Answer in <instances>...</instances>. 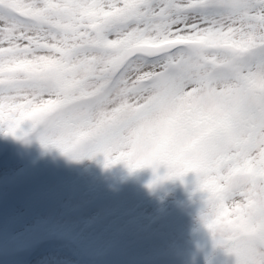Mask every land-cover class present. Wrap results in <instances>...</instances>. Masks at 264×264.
<instances>
[{
  "label": "snow or ice",
  "instance_id": "obj_1",
  "mask_svg": "<svg viewBox=\"0 0 264 264\" xmlns=\"http://www.w3.org/2000/svg\"><path fill=\"white\" fill-rule=\"evenodd\" d=\"M0 126L193 171L213 245L264 264V0H0Z\"/></svg>",
  "mask_w": 264,
  "mask_h": 264
},
{
  "label": "rangeland",
  "instance_id": "obj_2",
  "mask_svg": "<svg viewBox=\"0 0 264 264\" xmlns=\"http://www.w3.org/2000/svg\"><path fill=\"white\" fill-rule=\"evenodd\" d=\"M153 176L147 166H104L101 153L73 159L35 132L0 126V264L204 262L220 246L200 219L196 174L149 186Z\"/></svg>",
  "mask_w": 264,
  "mask_h": 264
},
{
  "label": "water",
  "instance_id": "obj_3",
  "mask_svg": "<svg viewBox=\"0 0 264 264\" xmlns=\"http://www.w3.org/2000/svg\"><path fill=\"white\" fill-rule=\"evenodd\" d=\"M29 249H30V247H23V248H20L18 251L25 252V251H28ZM231 254L232 253L225 252V250L223 248H218L216 253L211 255V257L203 264H217L221 260V258L229 257ZM151 264H155V263H151ZM172 264H184V263L175 262Z\"/></svg>",
  "mask_w": 264,
  "mask_h": 264
}]
</instances>
